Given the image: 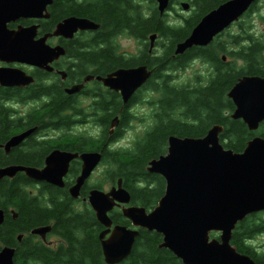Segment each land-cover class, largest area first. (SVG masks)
Segmentation results:
<instances>
[{
	"label": "water",
	"instance_id": "obj_1",
	"mask_svg": "<svg viewBox=\"0 0 264 264\" xmlns=\"http://www.w3.org/2000/svg\"><path fill=\"white\" fill-rule=\"evenodd\" d=\"M256 0H226L204 15L190 34L176 44L175 53L206 46L213 38L227 29L251 7ZM53 0H0V60L26 62L48 68L54 58L64 54L61 47H49L45 40L51 35L64 33L71 36L77 29H95L98 25L86 18L68 17L60 22L52 33L34 40L36 26L9 29L7 25L25 18L48 17L46 13ZM162 15L170 0H156ZM183 10L189 3L182 2ZM46 13V14H45ZM155 34L149 36L150 44ZM225 57H223V60ZM17 69L0 68V84L8 85L20 76ZM145 66L118 69L102 78L109 88L120 91L123 101L149 77ZM101 79V78H100ZM227 97L233 102L232 119H240L250 131L264 122V77L243 76L232 86ZM114 118L112 125H116ZM223 128L213 125L203 137L169 136L167 151L152 159L146 167L165 180L163 195L150 211L138 205H128L129 192L118 179L108 191L92 189L87 197L97 221L103 226L99 239L106 264H117L126 259L131 251L138 229L154 231L161 235L160 248L168 249L182 264H255L247 255L240 253L230 242L236 224L247 215L264 212V138L253 136L241 152L225 148L219 134ZM25 134L13 136L6 148L17 144ZM60 156V155H59ZM57 152L47 158L42 170L21 167L0 169V178L12 177L24 170L34 180L63 185L66 166L57 169L50 163L59 157ZM99 153L82 156L83 166L70 194L76 198L79 188L89 178L100 161ZM69 156L67 158V161ZM57 169V170H56ZM119 207L122 215L131 223L113 225L109 212ZM3 211L0 210V224ZM50 226L37 227L31 234L45 238ZM211 232L218 233L212 237ZM21 238V235L17 237ZM15 248L0 249V264H14Z\"/></svg>",
	"mask_w": 264,
	"mask_h": 264
},
{
	"label": "trees",
	"instance_id": "obj_2",
	"mask_svg": "<svg viewBox=\"0 0 264 264\" xmlns=\"http://www.w3.org/2000/svg\"><path fill=\"white\" fill-rule=\"evenodd\" d=\"M145 1L53 0L48 10H55L53 16L68 13L94 18L102 26L103 34L99 37L102 40L127 31V34H135L142 42L147 41L150 34L161 31L167 33L175 43L179 39L183 41L204 15L226 0H187L191 15L181 16L182 21L177 18L172 21L174 23L167 20L166 15H159L155 0H148L152 4L150 14H141L139 10ZM130 2L136 11L127 13L122 7H128ZM258 3V0L255 1L239 19L237 33L225 34L228 38L225 35H217L208 45L191 47L181 54V70L197 59L207 63L209 69L205 73L196 74L193 84L187 82L178 86L171 78L165 80L160 88L161 103L159 110H156L158 114L155 125L145 132L133 151L124 148L105 150L106 168L105 173H102L103 180H108L114 185L121 179L133 204L143 206L146 210L151 209L164 193L163 178L150 174L144 167L147 162L165 153L167 141L164 139L167 135L199 138L213 125H220L223 128L219 134L221 144L234 152L243 151L247 141L253 136L264 138V122L257 130L250 131L242 120L230 117L234 104L227 97V93L239 78L246 75L264 77V36L260 37L251 31V14L259 9ZM259 17L264 18L262 15ZM132 22L134 26H131ZM164 24L166 26H163ZM169 50L171 51V47ZM112 51L118 54L117 47L115 49L114 46L105 47L100 53L111 59ZM222 54L231 60L223 61ZM116 62L118 64L117 60ZM121 64L131 65V62L121 60ZM54 97L56 103L60 104L58 109H63L64 104L68 102L67 98L57 95ZM0 119V130H5L8 125L7 118L1 112ZM131 127L121 124L120 130L113 136L116 135L119 140ZM105 131L107 133L108 126ZM1 135L4 133L1 132L0 137ZM28 183L30 181L23 176L0 182V209L6 213L0 224V249L4 246L15 248L13 263L106 264L99 239L103 226L97 221L89 205L67 202L43 205L19 188ZM102 185L103 181L94 182L90 187L101 188ZM59 191L50 190L49 193L55 195L59 194ZM10 209L14 210L16 217L8 212ZM109 217L113 224H129L120 210H112ZM47 225L51 226L52 234L66 241L60 248L45 246L36 240V236L30 234L32 229ZM263 233L264 212L253 213L236 224L230 242L255 263L264 264V251L255 258L253 247L249 243ZM210 234L217 236L214 232ZM18 235H21L20 239L17 238ZM161 240V235L154 231L139 230L130 255L117 264H182L168 249L159 247Z\"/></svg>",
	"mask_w": 264,
	"mask_h": 264
},
{
	"label": "flooded vegetation",
	"instance_id": "obj_3",
	"mask_svg": "<svg viewBox=\"0 0 264 264\" xmlns=\"http://www.w3.org/2000/svg\"><path fill=\"white\" fill-rule=\"evenodd\" d=\"M175 2L177 1L170 0L167 11L163 13L166 18L170 15L169 11L175 12ZM149 3L151 2L148 0L143 3L141 10H139L141 14L146 16L150 14L151 8L149 6L145 7ZM155 3L157 7L156 0ZM179 4L181 7V2ZM122 8L127 10V13L136 11L131 2L128 7ZM54 11L47 10L48 17L19 19L9 23L7 27L13 30L18 26H36L34 40L52 33L57 25L68 17L86 18L96 23L98 27L85 30L77 29L71 36L65 35L64 33L66 32L49 36L45 40L46 45L49 47H61L64 51V54L47 63L46 66L50 69L26 62H5L0 60V68L17 69L20 74L16 81H11L8 85L0 84V112L7 118L6 121L8 123L5 130H0V133H4L0 137V169L14 166L42 171L47 166V158L57 152L58 156H60L53 160L50 165L57 169L66 166V172L62 177L63 185L59 186L45 180L31 179L24 170L16 171L12 177H1L0 182L23 176L30 183L27 185L22 184L19 188L26 191L41 204L59 205L67 202L68 204L74 203L83 206L89 205L87 197L92 189L108 191L116 185V183L114 185L111 184L108 190L104 189V185L101 188H93L90 185L94 181H90V178L98 170V173H105V150L121 148L115 147L121 138L118 140L116 135L115 137L113 136L114 133L120 130V125L131 126L134 120H149V129H152L157 119L158 113L156 114V110H159V104L161 103L159 95L161 85L164 84L165 80L171 78L173 83H178L177 85L181 86L180 79L177 81L181 76V54L175 53L176 44L181 42V39L173 43L167 33L159 31L152 33L155 34L152 45L149 40V36L152 34L148 36L147 41H142L140 52L138 50L135 53L121 52L119 40L116 36L111 35L110 38L99 39L100 35L103 34L102 26L94 18H90L88 15L77 16L68 13L53 16L52 13ZM175 14L177 18L181 19L180 14L176 12ZM159 15L162 16L160 13ZM237 23L238 21L233 23V25ZM178 24L180 27L181 21ZM131 26H134L133 22ZM163 26H166V24ZM229 28L218 35L224 36L225 33L227 35L230 33ZM227 30L228 33L226 32ZM130 35L136 40L135 34L131 33ZM111 46H114L115 49L117 47L116 52L118 53L116 55L112 51L111 59L113 61L109 59L110 57L106 58L105 55L100 53L105 47ZM170 47L171 51L169 50ZM169 51L170 60L168 59ZM223 57H225L224 60ZM221 58L223 61L229 59L223 54ZM121 60H128L131 65H122ZM138 66H145L150 75L140 87L133 91L125 102L120 91H115L103 83L102 78H106L118 69ZM54 95L67 98L68 102L64 104L63 109H58L60 104L56 103ZM144 108L148 109L145 116L142 114ZM114 118H117V123L113 126L112 121ZM106 126H108L107 133L105 131ZM21 134H25L22 140L6 148V144L13 136ZM169 136L171 134L167 135L165 139L163 138L165 142L167 141L165 153ZM142 138L143 136L138 137L130 144V147L124 149L133 151ZM89 153H99L101 155L100 161L91 172L89 178L79 188L77 197L73 198L70 194V188L75 185L76 179L82 171V156ZM165 153L158 155L157 158ZM68 156L69 159L67 161ZM147 165L144 167L145 169ZM146 183L148 184V182ZM149 184L153 185V183ZM50 190L60 191L58 192L59 194L51 195L49 193ZM68 198L70 199L68 200ZM128 205H135L132 203L131 196ZM115 209L120 210L117 206L112 210ZM152 209L153 207L147 209V211ZM0 210L3 211L4 220L6 213L3 209ZM8 212L13 217H16L13 209ZM124 226L134 228L130 222ZM31 235L36 236L37 241L52 249H57L61 244L66 243L62 237L52 234L51 226L45 238H41L37 234ZM262 235L264 233L260 236ZM249 243L253 247L254 257L257 258L258 254L264 251V245H255V239L250 240Z\"/></svg>",
	"mask_w": 264,
	"mask_h": 264
},
{
	"label": "rangeland",
	"instance_id": "obj_4",
	"mask_svg": "<svg viewBox=\"0 0 264 264\" xmlns=\"http://www.w3.org/2000/svg\"><path fill=\"white\" fill-rule=\"evenodd\" d=\"M180 2H188V1L187 0H177V2L174 3L176 13H178L184 17H188L189 15H191V9L183 10L182 7H180V4H179ZM258 2H259L258 5L260 6L259 9L251 14V16H252L251 20H252V26H253L251 31H253V33H255L256 35L261 37V36H264V18L260 19L259 15L264 16V0H258ZM146 6H149L151 8L152 4L149 3V4H146L145 7ZM168 13L170 15L168 16L167 20L172 22V21H175V19H177L175 12L169 11ZM181 21H182V19H181ZM172 23H174V22H172ZM238 29H239V26L237 24H234L229 28V32L230 33H237ZM226 32L228 33V30ZM115 36L119 40V46H120L121 52L126 51L127 53H133V52L135 53L136 50H138L140 52V49L142 48L141 43H143V42H141L137 38L135 40V38H133V37H131V35L127 34V31H123V32H121ZM225 37L228 38L226 35H225ZM229 49L232 50V48L230 46H229ZM229 59L231 60V58H229ZM208 69H209V65L207 63H204L199 59L194 60L193 62H191V64L188 67H186L184 70H181V76L178 78L177 81H179V79H180L181 84H184L187 82L193 84L194 83V76L196 74L205 73L206 70H208ZM155 108H157V107L155 106ZM147 112H148V109L144 108L142 110L143 116L147 115ZM128 126H130V125H128ZM131 126H130L131 128L125 132V135L118 141V144L115 145L116 148H118V147H121V148L130 147V144H132L134 140H136L140 136H144L145 132L147 130H149V128H150L149 127L150 126L149 120H142V121H135L134 120V122L132 123ZM98 171L95 172L91 176L90 181H94V182H102L103 181L104 189L108 190L110 185H111L110 182L108 180L104 181L105 180V179L103 180L104 175H102V173H98ZM255 242H256L255 245H264V235L257 236L255 238Z\"/></svg>",
	"mask_w": 264,
	"mask_h": 264
}]
</instances>
